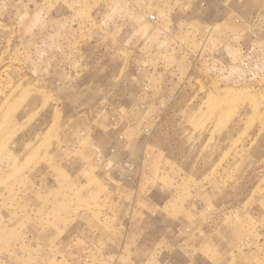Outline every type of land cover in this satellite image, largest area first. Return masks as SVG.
Masks as SVG:
<instances>
[{
	"label": "rangeland",
	"instance_id": "obj_1",
	"mask_svg": "<svg viewBox=\"0 0 264 264\" xmlns=\"http://www.w3.org/2000/svg\"><path fill=\"white\" fill-rule=\"evenodd\" d=\"M0 264H264V0H0Z\"/></svg>",
	"mask_w": 264,
	"mask_h": 264
}]
</instances>
